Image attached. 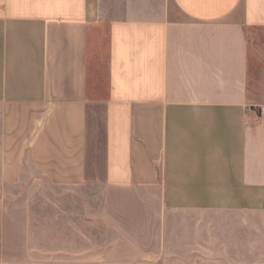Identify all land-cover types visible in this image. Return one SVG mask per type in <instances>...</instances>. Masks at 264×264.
<instances>
[{"label": "crops", "instance_id": "0c3cea01", "mask_svg": "<svg viewBox=\"0 0 264 264\" xmlns=\"http://www.w3.org/2000/svg\"><path fill=\"white\" fill-rule=\"evenodd\" d=\"M262 31L264 0H0V264H258ZM30 172L109 239L39 224Z\"/></svg>", "mask_w": 264, "mask_h": 264}, {"label": "rangeland", "instance_id": "374dc122", "mask_svg": "<svg viewBox=\"0 0 264 264\" xmlns=\"http://www.w3.org/2000/svg\"><path fill=\"white\" fill-rule=\"evenodd\" d=\"M264 31H262L260 36H262ZM254 31H250V37L253 38ZM258 37V35H257ZM255 41H252L251 45V66H250V77H249V90H250V101L254 102V91L255 88H258V79L259 86L262 85L261 77L258 78V47L254 46ZM261 61V59H260ZM258 99V94H257ZM25 178L24 182L16 188L9 190L11 193L10 196H16L17 198L22 199V203L30 204L33 212L44 213L53 211L55 213L54 221L44 220L39 222V224L43 223V226H47V224L54 225V232L56 237H60V241L64 238L63 235L68 233L70 235H75V231L83 229L85 232L92 231V235L95 236L97 232L102 228V241H107L109 239L108 230L105 229L104 226H100V228L94 230V225L87 226L92 218L85 215L88 209H93L91 206L88 197H93L89 192H85V190L76 189V188H67L63 185L52 184L45 175L41 173H24ZM32 175L37 181H32ZM52 199V200H51ZM50 200V201H48ZM94 202V201H92ZM85 216V218H84ZM86 221V222H84ZM85 224V228L82 225ZM72 232V233H71ZM79 235L82 236L84 233L82 231L79 232ZM92 236V237H93ZM258 264H264V237H258ZM60 245V244H59ZM84 247H87L84 246ZM171 251L164 253V255L159 259L158 264H180L177 261L176 255L173 251V247L171 246ZM188 253L187 256H189ZM194 255V253L192 254ZM204 256V254L196 253L194 256ZM220 258L223 257V253H218ZM192 259V258H191ZM200 260L198 257L194 258V260Z\"/></svg>", "mask_w": 264, "mask_h": 264}]
</instances>
